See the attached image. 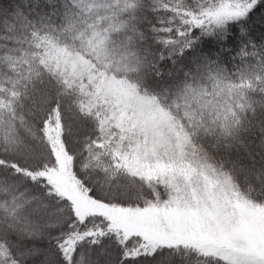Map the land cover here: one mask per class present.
<instances>
[{"label": "snow or ice", "instance_id": "snow-or-ice-1", "mask_svg": "<svg viewBox=\"0 0 264 264\" xmlns=\"http://www.w3.org/2000/svg\"><path fill=\"white\" fill-rule=\"evenodd\" d=\"M0 264H264V0H0Z\"/></svg>", "mask_w": 264, "mask_h": 264}]
</instances>
